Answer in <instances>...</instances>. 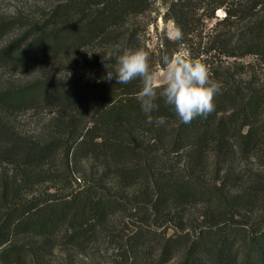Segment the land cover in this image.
Returning a JSON list of instances; mask_svg holds the SVG:
<instances>
[{
    "label": "trees",
    "instance_id": "trees-1",
    "mask_svg": "<svg viewBox=\"0 0 264 264\" xmlns=\"http://www.w3.org/2000/svg\"><path fill=\"white\" fill-rule=\"evenodd\" d=\"M156 2L55 0L0 48V64L69 72L0 91V160L11 168L0 173V264L96 263L103 251L110 264H264V76L211 69L223 85L215 110L185 124L158 97L160 126L146 123L139 79L106 78L108 51L143 48L163 68L139 23ZM221 9L227 28L208 52L255 57L264 71V0H169L181 38L164 52L192 46L199 17ZM13 27L0 21V38ZM43 109L54 116L39 137L3 117Z\"/></svg>",
    "mask_w": 264,
    "mask_h": 264
},
{
    "label": "rangeland",
    "instance_id": "rangeland-1",
    "mask_svg": "<svg viewBox=\"0 0 264 264\" xmlns=\"http://www.w3.org/2000/svg\"><path fill=\"white\" fill-rule=\"evenodd\" d=\"M168 1L169 0H157L152 11L139 19V23L147 27L146 45L148 50L157 56L155 57L157 61H161L162 57L167 55V53L164 52L166 48L165 45L169 41L176 40L174 38V33L178 30L172 21L166 20ZM54 5L55 0H0V21L15 25L12 30L0 38V48L10 44L23 33L24 28L22 25L42 20ZM200 15L201 14H199V16ZM225 18L226 12L224 9L218 10L215 14V18L203 19V17H199L201 20H199L197 28L202 35L195 40L192 46L179 47L178 53L187 51L190 57L200 59L209 65L211 69L221 68L230 74H234L238 73L237 69H239V67H243L250 71L249 75L263 77V68L255 57H246L240 61H234L223 58L218 53L208 52L205 44L208 39H210L211 35L218 31L226 30L227 28L223 24ZM158 69L163 70L162 67H158ZM68 73L69 72L58 66H50L44 69L32 67L22 71L11 65L0 64V91L8 87L26 85L41 78H67L66 76ZM249 75H247L245 79L249 80ZM162 86L163 81L161 82V87ZM53 116L54 111L49 109L39 111L21 110L12 114H3L5 121L9 123L15 132L24 137H39L44 132L45 126L47 127L49 125ZM10 169L8 165L0 160V173L7 172L8 170L10 171ZM46 188L47 187L44 186L42 190H46ZM98 258L100 259H97V262L94 263L92 261L82 260L73 255L71 256V264H110V260H106L108 257L104 251Z\"/></svg>",
    "mask_w": 264,
    "mask_h": 264
},
{
    "label": "clouds",
    "instance_id": "clouds-1",
    "mask_svg": "<svg viewBox=\"0 0 264 264\" xmlns=\"http://www.w3.org/2000/svg\"><path fill=\"white\" fill-rule=\"evenodd\" d=\"M174 38H181L179 30L174 33ZM114 55L115 75L108 71L106 78L115 79L119 85L137 79L142 82L137 99L141 111L147 117V124L160 126L166 123L165 117L154 118L151 115L157 108L158 97L171 106L178 119L185 124H190L198 117L206 118L215 110V98L221 93L223 85L212 79L209 65L190 57L187 51L164 55L161 60L163 70L153 65L150 53L143 48L124 51L123 54L108 51L102 57L107 69V61L112 60Z\"/></svg>",
    "mask_w": 264,
    "mask_h": 264
}]
</instances>
